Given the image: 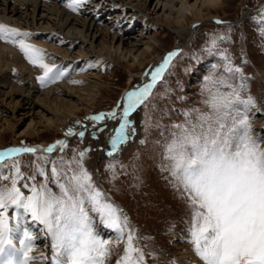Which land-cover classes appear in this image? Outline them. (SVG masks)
<instances>
[{
  "label": "rangeland",
  "instance_id": "1",
  "mask_svg": "<svg viewBox=\"0 0 264 264\" xmlns=\"http://www.w3.org/2000/svg\"><path fill=\"white\" fill-rule=\"evenodd\" d=\"M194 1L196 0L191 2ZM223 1V6L217 10V16L203 22L192 35L191 30H187L191 21L184 25L186 30L182 29L185 27L176 30L175 26L155 22L153 17L157 12L166 15L169 8L166 0H161V4H165L167 10L155 11L156 0L151 2L149 14L133 8L134 18L128 17L122 21L119 28L112 25L118 21L120 13L119 15L115 13L108 21L106 18H100L101 20L97 22L114 28L117 33L131 29L130 35L134 38H140L145 31H148L146 36H155L154 53L143 69L134 71L130 70L123 60L113 59L98 52L99 47L93 50L89 44H70L69 40L59 43L64 40L66 34L57 20H54L57 17L54 12L44 13L51 18L49 23L46 22L49 20L45 19L43 21L46 23L32 24L33 27L25 23L24 17L20 19L17 15L11 21L0 13V24L19 29L22 33H31V37L25 42L44 50L45 63L58 67L68 64L71 68L67 76L47 85L54 86L72 79L77 82V88H82V94L79 96L81 100L78 101L80 108L78 115L71 118L68 124L48 126L45 119H42L41 123L42 108L26 109L28 106L24 104L26 99L20 94L21 90L20 93L8 95L11 87L8 84L4 85L0 80V111L2 110L0 149L14 144L27 146L53 143L58 139H64L61 137L66 136L69 128H73L77 133L85 132L83 137L66 136L67 147L59 149L60 152L45 153L37 148L36 153H23L20 157L6 158L0 165V176L14 175L13 163L18 162L25 177L18 186L25 195H30L29 190L22 187L23 183L27 182L29 185L43 183L44 176L39 174L38 169L44 168L48 175L49 187L58 193L59 189L53 182L51 174L52 166L67 171L74 158L78 159L80 152H86L83 158L84 166L92 174L94 183L103 192L104 186L124 208L122 211L130 222L129 227L136 229L138 247L143 250L147 263L188 264V258L195 253L189 233L192 209L183 187L172 175L173 161L170 159L169 148L179 142L185 130H191L194 125L203 123L200 119L202 114L213 113L209 103L213 93L217 90L229 93L233 89L239 92L240 100L225 110L223 122L231 126L234 121L246 115L252 121L253 138L264 148V35L261 34L264 25L259 23L264 19V0ZM68 3H71V0ZM55 4L52 0L44 5ZM56 5L66 15L69 12L74 13L66 9L65 5ZM118 6L122 9L125 7L122 14L131 15V12H127L129 8L127 5ZM91 12L96 13L92 10ZM18 18L20 20L17 23L15 20ZM145 19L147 22L140 23V20ZM52 47L68 51L70 55L51 50ZM0 49L9 54L12 50L18 55L23 54L22 57L25 59H22V63H30L16 43L0 39ZM173 51H178L179 55L173 58L162 79L157 81L152 94L138 107L136 114L133 117L129 116L131 123L127 140L114 150L110 140L114 135V129L121 123V118L105 119L97 123L88 117L102 112L117 111L125 90L132 91L143 87V75L150 71L157 59L161 57L165 59ZM225 56L229 59L225 60ZM229 62L233 69L238 68L240 71H228ZM9 63L15 65L12 60ZM29 65L36 68L33 69L37 71L33 76L39 78L43 75V69L38 65L32 63ZM5 71L10 72V69L6 68ZM26 72L27 75L22 76L25 81L28 78L32 79L29 70ZM18 73L13 72L17 77H21L20 71ZM19 85L27 86L26 82ZM250 97L254 104L246 103ZM32 100L34 101V97L28 102L31 103ZM75 100H78V97ZM46 116L52 117L48 113L45 118ZM6 118L17 124L14 129L4 124ZM29 125H37L38 130L26 133L25 129ZM61 161L64 163H60ZM32 176H35L34 181L30 179ZM0 184H9V181H0ZM90 214L93 216L100 238L111 242V255L106 264H117L124 255L127 233L122 237L115 229L101 224L97 214ZM8 215L10 218L14 217L15 208L10 209ZM26 223L25 227L36 235L35 246L30 253L34 259L30 264H45L48 259H51L48 264H55L52 240L44 235L43 226L32 222L30 216L26 218ZM15 225L14 220L12 226ZM23 229L20 228V231L13 234L17 248L20 247L19 240L23 237ZM135 244L137 246L136 241Z\"/></svg>",
  "mask_w": 264,
  "mask_h": 264
},
{
  "label": "snow or ice",
  "instance_id": "2",
  "mask_svg": "<svg viewBox=\"0 0 264 264\" xmlns=\"http://www.w3.org/2000/svg\"><path fill=\"white\" fill-rule=\"evenodd\" d=\"M84 2L71 0L68 7L77 11ZM259 23L264 25V19ZM261 34L264 35V28ZM30 37L31 33L0 24V39L18 44L29 62L43 69L39 77L42 86L63 78L65 72L61 68L45 63L43 49L25 42ZM178 55V51L170 52L150 73V83L126 94L121 123L110 140L114 150L127 140L130 114L148 99ZM233 70L240 71L233 69L229 62L228 71ZM239 100L235 89L229 93L217 90L209 102L213 113L202 114L203 123L185 130L179 142L169 148L172 175L183 187L192 209L190 242L203 264H264V148L253 138L252 121L246 115L231 126L223 122L225 110ZM246 103L254 104V100L250 97ZM88 119L97 123L116 120L117 111L102 112ZM65 135L83 137L85 132L77 133L69 128ZM58 147L66 148L67 142L58 140L42 151L52 153ZM37 151L27 146L7 149L0 152V165L6 158ZM85 155L86 152H80L67 171L52 166L58 193L49 187L44 168L38 169L44 176L43 183H23L22 187L28 189L30 195H25L18 186L25 179L18 162L13 163L14 175L0 176V181H9V184H0V264H30L34 259L30 255L35 246L34 233L24 227L20 247L13 241V234L20 231L22 215L30 216L32 222L43 226V233L52 240L55 264H106L111 255V242L100 238L90 213L97 214L101 224L115 229L122 237L127 233L124 255L117 264H145V254L135 244L137 237L129 227L127 216L94 183L92 174L83 164ZM30 179L34 181L35 176ZM12 208L16 215L10 218L8 213ZM12 220L16 222L15 227Z\"/></svg>",
  "mask_w": 264,
  "mask_h": 264
},
{
  "label": "bare ground",
  "instance_id": "3",
  "mask_svg": "<svg viewBox=\"0 0 264 264\" xmlns=\"http://www.w3.org/2000/svg\"><path fill=\"white\" fill-rule=\"evenodd\" d=\"M153 1L154 0H85V2L79 7L77 11H73L71 8L68 7L69 3L68 4L65 3V5H67L66 9L74 12V13L69 12V14L66 15L64 11L60 9L56 4L53 6H46L44 4L37 2V0H0V13L6 15L11 21H13L14 17L17 15L20 16L19 17L20 19H23L24 17L25 23H28L29 27L30 26L33 27L34 24L38 25L39 22L49 23L51 21V18L47 16L48 14L45 15L44 13L54 12L55 15L57 16L56 19L54 20H57L58 24L63 29V32L66 34L64 40L60 41L59 43H63L69 40L70 44H74V43L83 44V45L89 44V47L92 48L93 50L95 49V47H99L98 52H100L101 54L102 53L106 54L113 59L123 60V62L126 63V65L129 67V69L134 71L136 69L139 70L143 69L147 60L154 53L155 47L153 44V40H156V38L155 36L152 35L146 36V34H148V31H145L142 34L143 36H141L140 38H134L131 37L130 35L132 33L131 29H128L123 33L122 31L120 33L119 32L117 33V31H115L114 28L115 27L119 28L120 27L119 25L122 23V21H125L128 17L134 18L133 16L134 11L132 10L133 8L142 11L146 14H149V7L151 5V2ZM156 1L157 2L154 7L155 11H159L160 9L167 10L166 5L161 4V0H156ZM166 1H168L169 3L167 6L169 7L167 10L168 12L166 11L165 16L157 12L155 14V17H153L155 22H163L168 26L171 27L175 26L176 30H179L181 27H185L184 25L191 21V24L189 25V27H187V30L188 29L191 30V35L195 33L196 29L199 26H201L203 22L208 21L211 18H214V16H217L218 8L222 7L224 4L223 0H196L194 2H191L192 0H166ZM118 5H123V6L127 5L129 7L127 12H131V15L126 16L127 13L122 14L121 12H124L125 7H123L122 9L119 8L120 6ZM45 7H48L47 10L44 9ZM91 10L96 13L91 14L92 13ZM115 13L116 14L120 13V16H118L120 18H118V21L112 25L114 28L103 26L101 23L97 22L99 21L100 18L101 19L106 18V21H108L111 18H113L112 16ZM97 15H101V17ZM19 18L15 20L17 23L20 20ZM45 19L49 21L44 22L43 20ZM141 22L144 23L147 22V20L146 19L140 20V23ZM182 29L186 30V27ZM69 37L72 38V40ZM15 46H13V48H16ZM53 49L57 52H61V53L64 52L65 55H70L68 51L62 50L58 47H52L51 50ZM7 53L3 52L0 49V80L1 83H3L4 85L8 84L9 87H11V92L8 93V95L9 94L14 95V93H18V92L20 93L19 90H21L20 94L24 96L26 99V103L24 104L28 106L26 109L32 110L35 109L36 107L42 108L43 111L40 112L38 110L37 112L43 114L42 115L43 117L41 118V123H42V119H45L46 120L45 122H47L48 126H51L52 124H56V125L68 124L71 118L73 119L75 116L78 115V113L80 112V108L78 107V101L81 100L79 99V96H81L82 94L81 92L82 88H77L76 83H74L72 79L70 80L68 79L54 86H50V85L42 86L39 78L33 76L37 72V71L36 72L33 71V69L36 70V68L29 65L31 64L29 63V61H28L29 64H26L24 62L22 63V59H25L22 57L23 54L18 55L16 52H14V50H12L10 54ZM10 60L14 61L15 65L9 63ZM163 61L164 59L162 57L157 59L155 63L152 65L150 71L149 72L147 71V75L146 73L143 75L144 84L151 82L150 73L154 71L156 67L160 66L163 63ZM61 67L65 71L69 70L68 64L67 66H65L64 64ZM6 68H9L10 72L5 71ZM26 70H29L30 76L33 77L32 79L28 78L27 81H25L24 77H22L27 75L28 72H26ZM18 71H20L21 77H17V75L13 74V72L18 73ZM263 75H264V71H263ZM24 81L26 82L27 86L26 85L20 86L19 84L21 82L25 83ZM129 91H130L129 89L125 90L121 98V104L119 105L117 110L118 112L117 118L122 117L123 106L125 103L124 98ZM32 97H34V101L32 100L31 103L28 102L32 99ZM76 97H78V100H75ZM137 109L136 111L131 113L130 116L133 117L136 114ZM1 111L0 113H2ZM46 113L51 114L52 117L46 116L47 118H45ZM10 120H11L10 118L4 119V124L11 126L14 129L17 124L10 122ZM0 122H1V117H0ZM36 130H38L37 125L34 126L29 125L25 129V132L33 133L36 132ZM58 140H64V139H58ZM55 142L35 144L33 146H39V147L42 146L44 149L54 144ZM16 147H23V146L14 144L11 147L0 149V152ZM59 149L60 148L58 147L55 151H58ZM20 156L21 154L19 155V157ZM106 191L107 190L104 191L105 194ZM106 196L112 203H114L115 200L114 196H112V198L107 194ZM26 225H27L26 218L23 217L22 215L20 218V228H24ZM134 232H135V236L137 237L136 229H134ZM135 241L137 243V239ZM187 261L188 264H193L197 262L199 264H203V261L200 260V258L196 255V253H194L193 256H190ZM145 264H148L147 260L145 261Z\"/></svg>",
  "mask_w": 264,
  "mask_h": 264
},
{
  "label": "water",
  "instance_id": "4",
  "mask_svg": "<svg viewBox=\"0 0 264 264\" xmlns=\"http://www.w3.org/2000/svg\"><path fill=\"white\" fill-rule=\"evenodd\" d=\"M96 173L98 174V172H96ZM106 194L109 195V196L112 198L111 194H110L108 191H106ZM113 200H114V199H113ZM114 203H116V202L114 201ZM134 229H135V228L133 227L132 230L134 231ZM134 233H135V232H134Z\"/></svg>",
  "mask_w": 264,
  "mask_h": 264
}]
</instances>
